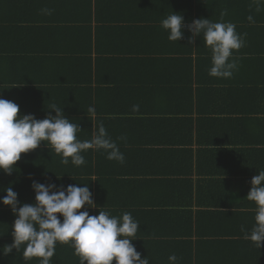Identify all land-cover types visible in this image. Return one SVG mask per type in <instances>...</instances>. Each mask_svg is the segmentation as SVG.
<instances>
[{"label": "crops", "instance_id": "crops-1", "mask_svg": "<svg viewBox=\"0 0 264 264\" xmlns=\"http://www.w3.org/2000/svg\"><path fill=\"white\" fill-rule=\"evenodd\" d=\"M259 7L253 0H0V98L37 119L55 115L53 105L63 108L81 141L103 123L125 157L121 164L87 150L84 165H64L42 143L16 163L14 172L31 176L17 181L14 172H0V197L11 186L21 202H34L33 180L88 184L97 205L115 208L100 211L116 216L127 212L121 201L136 204L128 212L138 232L153 238L132 243L150 264H169L173 254L177 264H264V242L257 248L241 232L254 222L250 181L264 170V3ZM173 11L185 24L218 22L226 12L223 21L244 39L231 78L209 75L202 37L189 44L185 30L180 41L168 40L160 22ZM97 167L107 170L97 174ZM0 210V264H39L23 258L24 245L2 253L13 242L15 216ZM51 260L79 264L74 249L59 243Z\"/></svg>", "mask_w": 264, "mask_h": 264}, {"label": "clouds", "instance_id": "clouds-1", "mask_svg": "<svg viewBox=\"0 0 264 264\" xmlns=\"http://www.w3.org/2000/svg\"><path fill=\"white\" fill-rule=\"evenodd\" d=\"M253 2L259 11L264 0ZM42 12L51 14L49 9H42ZM224 15L226 12L221 13L218 22L201 17L185 24L184 16L173 11L161 20L160 26L168 34L169 41H180L185 30L191 33L189 44L202 37L211 53L209 75L226 79L238 70L234 52L244 46V39L234 23L223 21ZM248 19L252 22L251 16ZM138 109V105L133 106V111ZM50 110L55 115L50 112L45 118L37 119L33 114H20L15 102L0 98V172L12 175L21 154L37 149L42 143L47 148L51 145L64 165L70 162L77 167L84 165L82 153L87 150L100 151L108 160L124 162L123 153L103 123L96 127L90 140L81 141L77 137L81 128L66 117L63 108L53 105ZM94 111L89 108V112ZM55 176L57 180L61 178ZM83 185L76 183L65 187L33 180L31 187L35 199L32 203L21 202L11 186L4 188L6 195L0 197V204L9 207L15 219L11 225L13 242L2 253L19 251L24 245L23 258H38L39 264H52L51 258L59 243L74 249L79 264H112L113 260L115 264H150L147 257L141 258L132 243L137 239L139 223L131 213L115 216L99 210L98 215H90L89 209L98 205L88 184ZM250 185L246 199L255 205L254 222L250 229L241 226V232L245 240L260 248L264 242V170L257 171ZM177 260L174 254L168 257L169 264H177Z\"/></svg>", "mask_w": 264, "mask_h": 264}, {"label": "trees", "instance_id": "trees-1", "mask_svg": "<svg viewBox=\"0 0 264 264\" xmlns=\"http://www.w3.org/2000/svg\"><path fill=\"white\" fill-rule=\"evenodd\" d=\"M90 80H92V81H94L95 79H92V78H90ZM91 120H93V118H91ZM124 143V142H123ZM91 151H95V150H90V152ZM120 151L122 152V147H120ZM181 150L180 149H174V151H173V153L171 152V155H173V157H174V155H176V159H179L180 158V152ZM105 170H107V169H102V170H100L98 167L96 168V170H94L97 174H101V172H103V171H105ZM107 172V171H106ZM110 173V172H109ZM103 175H106V174H103ZM28 176H31V172L28 174V172L27 171H25V170H18V171H16V172H14L13 173V177H15L16 179H17V181H19V177H23V178H27ZM47 176H49V175H47ZM15 178H12L13 179V181L14 180H16ZM30 181H31V179H29ZM122 198V197H121ZM129 204L130 205H132V206H134V205H136L135 203H133V202H131L129 199H127V202L125 203V200L124 201H121L118 205L120 206V208H121V210H124V211H129V210H131L130 209V207H129ZM99 205H101L102 207H98V210H97V213H99V210L100 209H102L103 207L105 208V209H108V210H115V208H108V207H106L105 205H104V202L103 203H101V200H98V206ZM124 205H127V207H125ZM114 207H116L117 208V205H113ZM122 207H124V208H122ZM0 208H7V210L8 209H10L9 207H3V206H1L0 205ZM11 210V209H10ZM92 209H89V211H91ZM120 210V211H121ZM0 212H1V210H0ZM153 214H152V217H155L154 216V212H152ZM120 215H122V214H118V215H116V216H120ZM161 219V218H160ZM163 220V219H162ZM154 223H155V220L153 221ZM178 223H176L175 222V225H177ZM144 230V229H143ZM137 239H139V238H142V237H145V238H148L147 240L148 241H151L152 239L151 238H153V234L152 233H150V232H145V231H143V232H137ZM144 241V240H143ZM146 242V241H145Z\"/></svg>", "mask_w": 264, "mask_h": 264}]
</instances>
